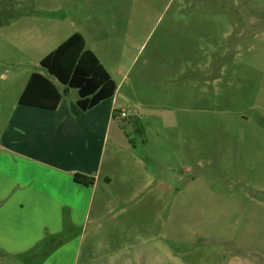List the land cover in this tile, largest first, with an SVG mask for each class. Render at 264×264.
Listing matches in <instances>:
<instances>
[{
    "label": "crops",
    "instance_id": "crops-1",
    "mask_svg": "<svg viewBox=\"0 0 264 264\" xmlns=\"http://www.w3.org/2000/svg\"><path fill=\"white\" fill-rule=\"evenodd\" d=\"M49 4L0 26V264H235L242 250L218 233L216 193L185 177L200 161L140 151L119 120L118 84L89 110L52 78L56 109L20 103L34 72L51 77L42 59L84 35L70 6Z\"/></svg>",
    "mask_w": 264,
    "mask_h": 264
},
{
    "label": "rangeland",
    "instance_id": "rangeland-1",
    "mask_svg": "<svg viewBox=\"0 0 264 264\" xmlns=\"http://www.w3.org/2000/svg\"><path fill=\"white\" fill-rule=\"evenodd\" d=\"M47 1L70 6L119 85V112L134 113L119 120L138 149L199 160L185 177L216 193L218 233L242 250L235 264H263L264 0ZM66 88L75 103L78 90Z\"/></svg>",
    "mask_w": 264,
    "mask_h": 264
},
{
    "label": "trees",
    "instance_id": "trees-1",
    "mask_svg": "<svg viewBox=\"0 0 264 264\" xmlns=\"http://www.w3.org/2000/svg\"><path fill=\"white\" fill-rule=\"evenodd\" d=\"M36 12L32 2L0 0L2 16L0 26L25 14ZM41 65L60 83L78 90L80 95L78 105L83 110H89L112 98L117 91L118 86L112 74L98 55L87 47L86 39L80 32L72 34L46 55ZM62 97V93L50 77L34 72L19 101L25 105L56 109ZM74 178L86 185L93 184L95 180L94 177L80 173H76Z\"/></svg>",
    "mask_w": 264,
    "mask_h": 264
},
{
    "label": "built area",
    "instance_id": "built-area-1",
    "mask_svg": "<svg viewBox=\"0 0 264 264\" xmlns=\"http://www.w3.org/2000/svg\"><path fill=\"white\" fill-rule=\"evenodd\" d=\"M133 114H134V113L131 114V113L127 112V111H122V112H121V116H122V117H125V118H127V117H129L130 115H133Z\"/></svg>",
    "mask_w": 264,
    "mask_h": 264
}]
</instances>
